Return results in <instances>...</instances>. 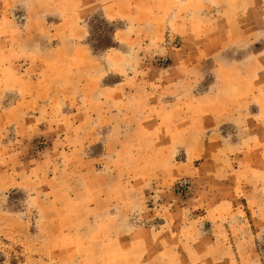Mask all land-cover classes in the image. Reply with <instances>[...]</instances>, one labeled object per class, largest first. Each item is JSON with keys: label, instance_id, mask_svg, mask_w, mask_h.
Returning a JSON list of instances; mask_svg holds the SVG:
<instances>
[{"label": "rangeland", "instance_id": "rangeland-1", "mask_svg": "<svg viewBox=\"0 0 264 264\" xmlns=\"http://www.w3.org/2000/svg\"><path fill=\"white\" fill-rule=\"evenodd\" d=\"M0 264H264V0H0Z\"/></svg>", "mask_w": 264, "mask_h": 264}]
</instances>
